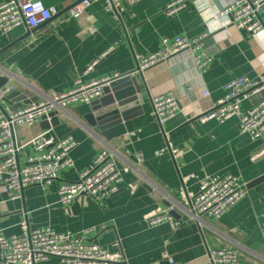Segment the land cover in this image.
Segmentation results:
<instances>
[{"label":"crops","instance_id":"crops-1","mask_svg":"<svg viewBox=\"0 0 264 264\" xmlns=\"http://www.w3.org/2000/svg\"><path fill=\"white\" fill-rule=\"evenodd\" d=\"M43 1L59 9L58 15L30 39L0 53V73L9 74L14 87L38 100L67 91L78 78L91 81L129 73L142 88L141 98L126 110V134L109 142L86 124L83 116L91 111L90 103L81 100L57 110L56 124L48 119L17 126L20 142L44 131L71 136L76 142L70 152L73 165L61 168L50 185L27 187L17 198L0 186V228L6 235L19 234L22 223L81 233L109 253H121L124 261L115 264H170L168 257L185 264H212L208 251L223 245L239 250L241 264H264V180L258 181L264 179V153L256 157L264 149V137L240 133L236 116L224 122L199 118L224 97L230 80L242 75L264 79V35L259 42L235 26L220 28L212 17L214 9L235 0H184L185 6L173 13L166 10L170 0H111V9L106 0H96L79 18L67 16L65 10L82 0ZM28 30L22 24L0 32V50ZM203 33L207 35L199 51L211 56L208 67L198 69L193 53L186 50L136 70L139 56L158 50L162 37L195 38ZM206 90L208 95L203 94ZM166 93L176 97L179 109L161 125L152 100ZM262 98L264 87L245 99L242 108ZM0 104L12 106L6 98ZM104 147L120 166H128L120 191L105 198L83 194L62 203L61 183L76 180ZM33 152L32 145L24 147L20 160ZM226 172L247 183L246 196L221 218L198 221L189 212L190 196L200 179ZM169 206L176 210L173 219H147L152 211ZM101 224L105 228L93 229ZM37 264L63 262L52 256Z\"/></svg>","mask_w":264,"mask_h":264},{"label":"built area","instance_id":"built-area-1","mask_svg":"<svg viewBox=\"0 0 264 264\" xmlns=\"http://www.w3.org/2000/svg\"><path fill=\"white\" fill-rule=\"evenodd\" d=\"M93 1L96 0H82L69 9L66 15L79 18ZM106 1L107 7L111 9L112 1ZM263 3L264 0H235L222 9H214L212 17L220 28L235 26L250 32L260 42L264 35V13L261 14ZM185 4L184 0H170L166 10L169 13L177 12ZM58 13L59 9L46 6L43 0H6L0 4V32L8 33L22 24L31 30L50 21ZM206 35L203 33L195 38L184 35L162 37L158 50L139 56L136 69L142 71L186 50L193 53L198 69L206 68L212 61L211 56L199 51ZM118 75L116 73L114 76ZM110 78L91 81L78 78L67 91L39 97L17 109L0 104V186L3 191L17 198L27 187L50 185L61 168L73 165L70 152L76 142L71 136L59 137L51 131H44L29 141L20 142L16 137V127L33 126L44 119L48 120L51 112H57L77 100L90 103L101 95L104 82ZM263 80L245 75L230 80L225 86L224 97L199 118L202 121L216 119L224 122L236 116L240 133H246L252 139L264 137V98L247 109L242 108L245 99L264 87L261 85ZM13 87L8 83L0 88V101ZM203 94L208 95L209 92L206 90ZM152 103L154 115L161 125L173 118L179 109L178 100L172 93L156 95ZM28 145L34 147V152L21 161L20 150ZM262 153L264 149L256 157ZM126 170L128 166H120L110 148L104 147L92 164L79 172L76 180L61 183L60 201L67 204L83 194L95 198L111 197L120 191ZM187 179L189 176L185 177ZM246 194L247 183L240 176L228 172L209 175L200 179L198 190L190 196L189 212L198 221L202 217L219 219ZM173 208H159L152 211L147 219L150 223L171 220L173 217L168 211ZM21 226V232L13 235H6L0 228V264H37L52 256L59 257L63 264H115L124 261L121 253H109L99 243L87 241L81 233L58 232L49 226L31 228L26 223ZM261 226L264 229V210ZM103 228V224L93 227L94 230ZM208 259L212 264H241L239 250L228 245L210 249ZM168 260L170 264H185L173 257H168Z\"/></svg>","mask_w":264,"mask_h":264},{"label":"water","instance_id":"water-1","mask_svg":"<svg viewBox=\"0 0 264 264\" xmlns=\"http://www.w3.org/2000/svg\"><path fill=\"white\" fill-rule=\"evenodd\" d=\"M74 6H76V3L65 11H68ZM48 22L39 27L28 30L24 35L1 49L0 53L8 50L23 40L30 39L35 31L46 25ZM136 70L139 71L138 69ZM136 79L135 75L129 73H123L111 77L108 81L104 82L101 95L90 102L91 111L83 116L89 128H94L99 136L108 142L124 136L127 132L124 122L127 121L130 114L129 112H126V110H128L129 104L138 105L141 98L140 95L142 88L138 85ZM10 81L11 78L9 74L6 72L0 73V88L10 83ZM261 85H264V80L261 82ZM5 98L12 102V109H17L27 103L36 101V99L29 98L28 95L18 87H13ZM49 116L51 117L50 119L52 120V123L56 124L54 121L58 119L57 113L53 111ZM44 121H47V119H44L41 123ZM261 180L264 179H259L258 181ZM168 214L175 217L176 210L173 208L168 211Z\"/></svg>","mask_w":264,"mask_h":264}]
</instances>
